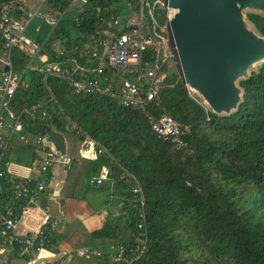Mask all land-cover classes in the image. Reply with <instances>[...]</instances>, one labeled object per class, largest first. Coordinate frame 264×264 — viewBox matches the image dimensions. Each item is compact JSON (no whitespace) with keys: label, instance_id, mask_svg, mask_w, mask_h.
<instances>
[{"label":"trees","instance_id":"16d2710c","mask_svg":"<svg viewBox=\"0 0 264 264\" xmlns=\"http://www.w3.org/2000/svg\"><path fill=\"white\" fill-rule=\"evenodd\" d=\"M118 2L92 0L78 21L65 17L46 41L48 59H55L54 42L66 47L63 59L92 44L109 27L111 14L119 11ZM249 17L264 35V17ZM157 18L165 22L163 12ZM153 52H147L148 59L154 58ZM28 58L26 52L13 50L16 69H23ZM240 85L245 93L238 108L217 115L189 94L177 72L163 75L161 104L150 109L181 124L185 144L180 149L158 137L140 109L114 97L76 92L57 77L44 82L34 70L24 72L11 110L17 114L45 100L48 117L37 111L33 120L25 117L26 135L69 130L80 140L94 138L106 149L90 160L89 176L107 165L110 180L124 191L127 212L125 232L119 234L118 226L107 223L106 236L135 245L140 208L145 212L146 249L131 264H264V63ZM72 123L76 127L68 129ZM137 183L143 204L131 190ZM103 257H97L98 264Z\"/></svg>","mask_w":264,"mask_h":264},{"label":"built area","instance_id":"2783aa9c","mask_svg":"<svg viewBox=\"0 0 264 264\" xmlns=\"http://www.w3.org/2000/svg\"><path fill=\"white\" fill-rule=\"evenodd\" d=\"M92 0H0V178L7 184V194H0V255L12 253L30 255L46 250L50 236L59 230L58 217L45 213L37 228L18 229L24 216L33 207L40 205L46 191V177L57 163H70V157L51 148L46 134L36 135L35 141L42 146L43 156L38 166V176H15L11 173L10 149L12 137L26 140L24 119L33 120L36 111L43 119L48 117L46 101L38 100L23 107L17 114L11 110V102L21 84L26 70L42 74L43 81L57 77L68 82L76 92L101 94L114 97L125 106L138 108L146 114L152 131L160 138L171 141L176 149L184 146L183 128L170 114L151 112V106H160L159 91L163 76L161 68L168 58L177 54L172 43L169 22L168 0H123L132 8L133 13L123 18L111 14L109 27L113 28L108 36L95 37L92 44H85L77 56L67 57L66 47L53 43L55 59H48L46 41L54 29L65 17L79 20ZM63 4V5H62ZM157 6L163 12L165 22L157 18ZM34 19L42 20L48 31L42 40H37L28 31ZM167 31V36L159 32L158 27ZM108 28V27H107ZM173 39V37H172ZM17 48L29 56L23 69L13 65L12 54ZM154 58L148 59L147 52L153 51ZM87 56L84 62L80 58ZM114 75H111L110 72ZM72 123L68 129L74 128ZM80 155L96 159L107 151L94 138L83 139ZM110 178V169L102 165L100 171L90 182L100 185ZM134 200L143 204V194L137 183L131 186ZM139 238L135 245L115 243L109 256L115 262L131 264L146 249L147 233L144 230L145 212L139 210ZM82 253L91 255L89 247ZM96 257H103L102 252H95ZM85 264H97L87 262Z\"/></svg>","mask_w":264,"mask_h":264},{"label":"crops","instance_id":"0c3cea01","mask_svg":"<svg viewBox=\"0 0 264 264\" xmlns=\"http://www.w3.org/2000/svg\"><path fill=\"white\" fill-rule=\"evenodd\" d=\"M28 31L40 41L45 37L48 26L42 20L34 19ZM46 137L52 149L68 155L71 160L70 163L59 162L53 166L46 177L47 187L40 205L30 209L18 229L37 228L45 213L58 217L60 228L50 236L45 251L30 255L3 253L0 264H98L95 252H102L105 256L102 264H119L108 255L111 246L118 241L107 237L103 229L107 223L118 226L119 234L127 229L124 191L110 178L97 186L90 182L94 176H89L91 159L80 155L83 140L77 135L54 128ZM9 156L13 175L38 176L43 151L34 135H27L26 140L12 137ZM7 191V184L0 178V194L5 195ZM84 247L90 248L91 255L82 253Z\"/></svg>","mask_w":264,"mask_h":264},{"label":"water","instance_id":"95a60500","mask_svg":"<svg viewBox=\"0 0 264 264\" xmlns=\"http://www.w3.org/2000/svg\"><path fill=\"white\" fill-rule=\"evenodd\" d=\"M169 22L189 94L225 115L243 101L240 85L264 63V35L249 14L264 0H168Z\"/></svg>","mask_w":264,"mask_h":264},{"label":"rangeland","instance_id":"374dc122","mask_svg":"<svg viewBox=\"0 0 264 264\" xmlns=\"http://www.w3.org/2000/svg\"><path fill=\"white\" fill-rule=\"evenodd\" d=\"M118 7H119V11L117 12V14L123 18L127 17L128 15H130L131 13H133L132 8L126 4V2H123V0H121V2H118ZM160 7L157 6V13H160ZM159 28V32L161 35L163 36H167V31L166 29H164L163 27H158ZM113 30V28L109 27L105 29V35L108 36L110 34V32ZM172 43H173V39L171 37ZM175 52L173 51V55L172 57L168 58L166 61H164V64H166V70L161 71V75L163 76L164 74H171L173 72H177L179 74L180 77H183L182 74V70H181V66H180V62H179V58L176 54H174Z\"/></svg>","mask_w":264,"mask_h":264}]
</instances>
